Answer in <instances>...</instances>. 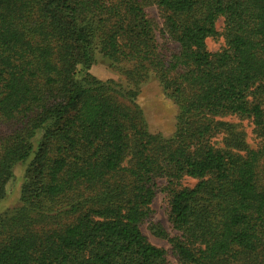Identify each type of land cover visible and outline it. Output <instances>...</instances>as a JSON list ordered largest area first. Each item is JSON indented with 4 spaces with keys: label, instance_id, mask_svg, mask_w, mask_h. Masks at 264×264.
Wrapping results in <instances>:
<instances>
[{
    "label": "trees",
    "instance_id": "obj_1",
    "mask_svg": "<svg viewBox=\"0 0 264 264\" xmlns=\"http://www.w3.org/2000/svg\"><path fill=\"white\" fill-rule=\"evenodd\" d=\"M155 1L169 53L138 0H0V203L26 165L0 264H168L140 230L158 178L181 264H264V0ZM96 54L127 87L89 73ZM151 76L176 107L168 137L136 104ZM227 115L257 148L211 144Z\"/></svg>",
    "mask_w": 264,
    "mask_h": 264
},
{
    "label": "rangeland",
    "instance_id": "obj_2",
    "mask_svg": "<svg viewBox=\"0 0 264 264\" xmlns=\"http://www.w3.org/2000/svg\"><path fill=\"white\" fill-rule=\"evenodd\" d=\"M138 1L145 12L146 18L150 21L157 45L165 53L175 50L177 44L163 33L162 13L156 1ZM216 26L217 30L221 32L223 20L219 19ZM224 46L225 41L222 37L209 38L206 41L207 50L212 53L221 51ZM89 73L98 80H111L127 87L123 76L111 69L99 54H96L95 62L91 66ZM136 104L142 110L151 134H162L164 137H168L173 133L177 115L175 104L164 95L160 84L154 77L151 76L146 82L141 84ZM214 125L216 129L211 132L210 142L215 148L241 153V149L244 146L252 149L258 147L260 139L257 137L254 125L250 119L227 115L215 118ZM1 129L6 131L7 127L0 125ZM25 169V164H18L14 168L13 180L8 186L7 197L0 203V214L20 205V190L24 181ZM156 183L158 192L150 206L151 213L140 224V230L152 245L165 251V258L168 264H181L173 250L172 242V240L180 237V234L172 227L168 218L167 193L160 191V189L166 188V179L158 178ZM195 184V180L184 178L179 182V187L191 188Z\"/></svg>",
    "mask_w": 264,
    "mask_h": 264
}]
</instances>
